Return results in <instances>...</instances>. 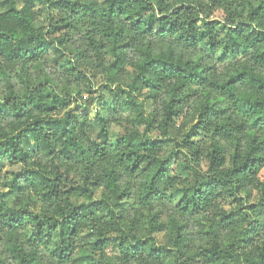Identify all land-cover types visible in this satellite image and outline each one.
I'll return each instance as SVG.
<instances>
[{
  "label": "clouds",
  "instance_id": "1",
  "mask_svg": "<svg viewBox=\"0 0 264 264\" xmlns=\"http://www.w3.org/2000/svg\"><path fill=\"white\" fill-rule=\"evenodd\" d=\"M260 100L264 0H0V264H264Z\"/></svg>",
  "mask_w": 264,
  "mask_h": 264
},
{
  "label": "trees",
  "instance_id": "2",
  "mask_svg": "<svg viewBox=\"0 0 264 264\" xmlns=\"http://www.w3.org/2000/svg\"><path fill=\"white\" fill-rule=\"evenodd\" d=\"M181 7H184V6L182 5ZM256 7L259 8L260 6L257 5ZM109 8H111V5H109ZM148 19H151V18L149 17ZM194 74H198V70H197V73H194ZM230 78H231V77H230ZM255 103H257V104L264 103V100L256 101ZM257 119L260 121L261 124H264V119H261V118H259V117H258ZM193 127H194V126H193ZM189 131H191V129H189ZM205 183H207V182H205ZM249 207H252V206L250 205ZM24 211H28V210L25 209Z\"/></svg>",
  "mask_w": 264,
  "mask_h": 264
}]
</instances>
